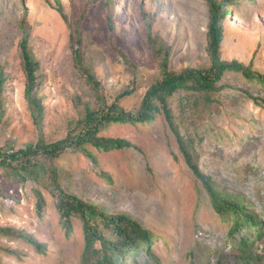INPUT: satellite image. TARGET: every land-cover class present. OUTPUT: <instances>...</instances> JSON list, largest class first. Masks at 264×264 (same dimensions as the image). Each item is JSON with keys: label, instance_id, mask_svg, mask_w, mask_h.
Instances as JSON below:
<instances>
[{"label": "rangeland", "instance_id": "obj_1", "mask_svg": "<svg viewBox=\"0 0 264 264\" xmlns=\"http://www.w3.org/2000/svg\"><path fill=\"white\" fill-rule=\"evenodd\" d=\"M0 0V73L6 76L5 113L0 122V147L12 152L36 143L66 137L78 119L90 90L78 69L71 29L58 12L61 2L70 21L86 6L82 55L103 83L110 101L137 111L145 92L159 76V63L144 38L145 18L172 46L170 66L210 64L206 52L210 7L205 0ZM224 20L222 58L253 61L264 73V0H233ZM28 10L30 46L40 64V97L45 106L38 129L25 99V75L19 43L21 18ZM113 14L110 28L108 15ZM116 48L136 64H126ZM224 90L209 95L180 91L170 98L175 121L200 170L223 193L242 200L264 222V84L241 73L226 72ZM105 136L130 140L138 148L105 152L93 146L97 161L81 152H67L58 161L66 190L97 203L104 211L132 215L150 228L155 241L125 254L123 264H264V235L258 230L230 233L232 221L223 220L212 206L202 181L188 166L164 114L145 124H111ZM107 174L111 176L108 179ZM0 226L33 235L47 245L40 252L16 234L0 233L1 264H81L85 247L82 222L73 218L67 234L56 199L39 185L46 206L39 214L37 184L15 176L0 165ZM264 232V231H263ZM248 235L250 247L241 250ZM251 253L253 258L248 259Z\"/></svg>", "mask_w": 264, "mask_h": 264}, {"label": "trees", "instance_id": "obj_2", "mask_svg": "<svg viewBox=\"0 0 264 264\" xmlns=\"http://www.w3.org/2000/svg\"><path fill=\"white\" fill-rule=\"evenodd\" d=\"M24 1V0H23ZM112 1V0H110ZM109 0L107 4H111ZM210 7V21L207 31L206 52L210 64L205 67L188 66L181 70L170 66L172 46L159 33L153 30V20L145 9L144 38L150 46L153 57L159 63V76L144 94L137 111L126 110L119 102V98L110 101L103 83L85 63L81 45L83 43V22L86 17V6L80 16L70 21L61 2L57 10L71 29L72 42L77 38L78 46H73V54L78 69L84 74L90 90V97L81 108L78 119L72 121L65 138L55 142H46L43 135L36 143H29L24 148L8 152L0 147V165L9 168L10 172L24 181L37 184L34 191L37 196V210L41 214L46 206V198L39 187H45L56 199L61 222L67 234L73 231V218L76 217L83 224L85 247L81 264H123L125 254L138 252L144 248L152 252L155 235L150 228L145 227L139 220L128 213L104 211L97 203L86 200L65 189L61 182L60 168L57 161L68 151L81 152L97 161L89 151L93 146L105 152L126 148H138L128 139L105 136L102 132L111 124H145L156 121L159 114H164L170 129L176 135L180 150L194 174L202 181L206 188L212 206L223 220H231L230 233L240 230H258V237L264 235V222L251 212L247 205L237 197L229 196L220 191L212 178L203 173L196 163L186 140L181 136L175 121V114L170 105V98L180 91H193L209 95L224 90L227 86L220 84L226 72L241 73L248 79H257L264 84V73L253 68V61L241 62L237 59L222 58L221 46L224 40V20L234 11L233 0H205ZM110 28H113V14L108 15ZM23 37L19 43L21 64L25 81V99L31 110L32 117L38 129H42L45 118V106L40 97L41 76L40 64L30 46L31 26L28 20V10L23 9L21 18ZM118 54L130 67L136 69V64L121 49L116 48ZM6 76L0 73V122L5 113ZM256 103H264V99L255 97L244 91ZM108 179L111 176L107 174ZM2 185H0V191ZM0 233L16 234L30 243L37 250L45 252L47 245L40 242L33 235L17 230L13 227L0 226ZM248 235L240 239L241 250L247 252L251 246ZM251 259V253L247 254ZM1 264V263H0Z\"/></svg>", "mask_w": 264, "mask_h": 264}]
</instances>
